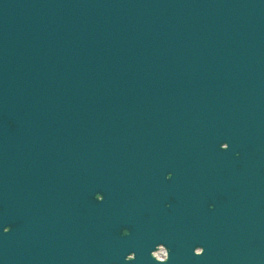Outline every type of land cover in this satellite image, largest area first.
Returning <instances> with one entry per match:
<instances>
[{"label":"water","instance_id":"water-1","mask_svg":"<svg viewBox=\"0 0 264 264\" xmlns=\"http://www.w3.org/2000/svg\"><path fill=\"white\" fill-rule=\"evenodd\" d=\"M0 222V264H264V0H0Z\"/></svg>","mask_w":264,"mask_h":264},{"label":"snow or ice","instance_id":"snow-or-ice-1","mask_svg":"<svg viewBox=\"0 0 264 264\" xmlns=\"http://www.w3.org/2000/svg\"><path fill=\"white\" fill-rule=\"evenodd\" d=\"M223 144L225 145L226 150H227L229 148V144L228 143H223ZM8 231H9V229L6 226H4L2 224V222H0V234L7 233ZM196 249H201L202 251L199 254H196V252H195ZM204 252H205V249L202 246L197 245V246H194V248H193V254L197 259L200 258L204 254ZM133 259H134V257L131 260H133ZM131 260H129V261H131Z\"/></svg>","mask_w":264,"mask_h":264},{"label":"clouds","instance_id":"clouds-1","mask_svg":"<svg viewBox=\"0 0 264 264\" xmlns=\"http://www.w3.org/2000/svg\"><path fill=\"white\" fill-rule=\"evenodd\" d=\"M202 250L200 249V250H198V254L201 252Z\"/></svg>","mask_w":264,"mask_h":264}]
</instances>
